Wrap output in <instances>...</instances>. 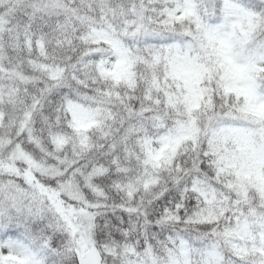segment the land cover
Segmentation results:
<instances>
[{
	"label": "snow or ice",
	"instance_id": "1",
	"mask_svg": "<svg viewBox=\"0 0 264 264\" xmlns=\"http://www.w3.org/2000/svg\"><path fill=\"white\" fill-rule=\"evenodd\" d=\"M0 264H264V0H0Z\"/></svg>",
	"mask_w": 264,
	"mask_h": 264
}]
</instances>
